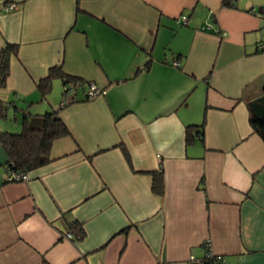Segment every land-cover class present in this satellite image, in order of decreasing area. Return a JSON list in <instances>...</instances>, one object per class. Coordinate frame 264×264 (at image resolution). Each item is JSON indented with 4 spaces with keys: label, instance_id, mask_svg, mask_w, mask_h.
I'll use <instances>...</instances> for the list:
<instances>
[{
    "label": "crops",
    "instance_id": "obj_1",
    "mask_svg": "<svg viewBox=\"0 0 264 264\" xmlns=\"http://www.w3.org/2000/svg\"><path fill=\"white\" fill-rule=\"evenodd\" d=\"M262 29L264 0H0V48L18 44L0 132L54 109L69 129L23 181H6L0 143V264H188L208 247L264 264V139L249 123L264 113ZM52 65L103 91L44 103ZM188 124L203 136L188 142Z\"/></svg>",
    "mask_w": 264,
    "mask_h": 264
},
{
    "label": "trees",
    "instance_id": "obj_2",
    "mask_svg": "<svg viewBox=\"0 0 264 264\" xmlns=\"http://www.w3.org/2000/svg\"><path fill=\"white\" fill-rule=\"evenodd\" d=\"M236 0H223V3L230 4ZM13 4L12 8L17 9L18 4L6 1L3 3L4 6ZM256 11V10H255ZM18 44L6 41L0 48V86H4L6 78L9 74V67L12 57L17 54ZM55 77H59L62 80V86L68 85L72 91L76 89L78 85H82V79L80 77L67 74L62 69L61 65H52L49 67L46 76L36 81V87L42 97H45L50 93L52 88V81ZM89 83V82H88ZM66 92L63 88L62 94ZM262 94H264V83H262ZM87 98L90 96L87 94ZM74 97L68 99L63 105L59 104V108L66 104L73 102ZM9 104V102L7 103ZM5 105L0 100V116L5 115V110L8 105ZM39 118V126H29L24 122L23 129L19 132H0V143L7 153V160L5 162L6 173L12 171H23L28 172L29 170L43 165L52 160L51 156V145L52 142L60 137L67 135L69 129L58 114V110H49L35 116ZM249 123L253 130L264 139V113H257L251 110L249 114ZM203 125L202 124H188L186 126V140L192 141L194 137L203 136ZM126 158L129 155L125 148L122 146ZM151 189L154 193H163V172L152 171ZM6 181H10L5 177ZM16 181V180H12ZM70 232H72L74 240H80L85 236V230L79 221H72L70 223ZM42 264H50L44 258Z\"/></svg>",
    "mask_w": 264,
    "mask_h": 264
},
{
    "label": "built area",
    "instance_id": "obj_3",
    "mask_svg": "<svg viewBox=\"0 0 264 264\" xmlns=\"http://www.w3.org/2000/svg\"><path fill=\"white\" fill-rule=\"evenodd\" d=\"M12 6H13V4H10V5L5 6V8L8 10L9 8H12ZM251 10H253V9H251ZM253 11H255V10H253ZM183 19H185V18L183 17ZM207 28L210 29L211 27L208 26ZM214 31L219 32V33L221 32L218 29H214ZM63 88L66 89V92H64V94H63V98L60 102L61 105H63L64 103H66L68 101V99L71 96V92H72V89L68 88V85H64ZM102 91H103V89H101L100 87H98L94 83L90 82L88 84L87 94L89 96L97 95V94L101 93ZM6 177L10 181H12V180L23 181V180L28 179L27 172H23V171H12V170H10L9 173L8 172L6 173ZM66 235L68 237L72 236L70 231H67ZM206 244H209V243L206 242ZM224 262H225V259H224L223 255L214 253L212 251V249L208 247L204 256H202L200 258H196L194 256H191L188 264H224Z\"/></svg>",
    "mask_w": 264,
    "mask_h": 264
},
{
    "label": "rangeland",
    "instance_id": "obj_4",
    "mask_svg": "<svg viewBox=\"0 0 264 264\" xmlns=\"http://www.w3.org/2000/svg\"><path fill=\"white\" fill-rule=\"evenodd\" d=\"M261 33L264 34V29L261 30ZM55 81L56 82L54 83L51 92L47 95V98L44 99V103H48L50 99H55L57 104L59 101L61 102L63 98V94H62L63 86L61 87V81L59 79ZM58 81H59V84H58ZM83 85L85 86V89L86 88L88 89L87 83L84 82Z\"/></svg>",
    "mask_w": 264,
    "mask_h": 264
}]
</instances>
